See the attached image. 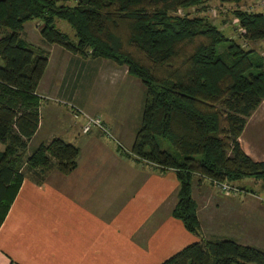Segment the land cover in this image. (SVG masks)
<instances>
[{
    "label": "trees",
    "instance_id": "1",
    "mask_svg": "<svg viewBox=\"0 0 264 264\" xmlns=\"http://www.w3.org/2000/svg\"><path fill=\"white\" fill-rule=\"evenodd\" d=\"M67 1L72 5L0 0V227L25 173L38 184L54 167L68 176L79 155L76 148L53 140L26 158L40 124L36 91L48 54L23 42L21 33L26 23L37 21L43 44L124 66L144 88L131 154L160 174L175 173L179 188L171 216L200 240L163 264H264L261 250L227 239L205 240L192 198L194 177L213 187L254 179L264 191V161H252L239 144L247 120L264 101V59L205 19L175 16L200 9L204 0ZM246 1L218 0L221 5ZM235 18L244 42L264 41L262 14L237 12ZM56 20L70 27L74 42L55 28ZM159 140L176 154L161 150Z\"/></svg>",
    "mask_w": 264,
    "mask_h": 264
},
{
    "label": "crops",
    "instance_id": "2",
    "mask_svg": "<svg viewBox=\"0 0 264 264\" xmlns=\"http://www.w3.org/2000/svg\"><path fill=\"white\" fill-rule=\"evenodd\" d=\"M51 50L36 91L41 118L34 138L47 135L76 147L77 168L68 177L53 174L42 186L24 179L0 227V264H163L199 243L171 216L179 188L175 173L160 174L127 157L95 129L82 135L85 121H74L69 113L72 105L103 119L100 108L105 102L99 101L96 85L104 78L100 80L106 86L118 68L108 61L73 56L57 46H50ZM47 79L50 82L45 85ZM103 121L125 142L124 134L109 124L110 119ZM252 122L264 131V102L247 120L242 133L245 144L244 135ZM135 124L127 148L132 147L138 131ZM239 144L252 161H264V147L252 151L244 149L240 139ZM212 189L208 181L194 177L192 198L204 239L232 240L264 252V191L252 195L255 199L247 195L228 198L223 206L230 216L222 233L220 228L211 229L210 215L217 214L220 206ZM251 205L258 214L257 222L247 216L238 221L236 215L251 214Z\"/></svg>",
    "mask_w": 264,
    "mask_h": 264
},
{
    "label": "rangeland",
    "instance_id": "3",
    "mask_svg": "<svg viewBox=\"0 0 264 264\" xmlns=\"http://www.w3.org/2000/svg\"><path fill=\"white\" fill-rule=\"evenodd\" d=\"M54 1H57L58 6H61V5L71 6L72 5L67 0H54ZM260 7H261L260 6V0H249V1H246L243 3H240L238 5H235V4L221 5L218 2V0H204V5L200 9H198V10L190 9L187 11L180 10L175 16H177V17L188 16L191 19L192 18L205 19L211 25L216 27L218 29V31H220L228 40L233 41L234 43L238 44L239 46H241L246 51L247 50L253 51L260 57H261V55H263L262 58L264 59V41L244 42L241 38L242 30L240 28L239 21L235 18V14L237 12L246 13V14H262L264 16V9H262ZM54 26L59 32H61L62 34H65L70 41H72V42L75 41L73 31L70 29V27L65 22L56 20L54 23ZM41 28H42V23H40V22L33 21V22L26 23L23 26V31L21 33V39L26 44L33 46V47L45 52L46 54H48V57H49V55L53 52H52V50L50 51V46H47V45L43 44V42H42V39H41L40 33H39ZM58 48H60V47H58ZM219 50L221 51L222 47H220ZM54 54L56 55V52ZM70 54L73 56H77V55H74L72 53H70ZM77 57L81 58L80 56H77ZM82 59H84V58H82ZM103 61H105V60H103ZM108 62H109V64H113L110 61H108ZM113 65L116 68H118L117 71L115 72V74L113 73L114 79L111 80L112 77H109L108 78L109 80L107 81L106 86H105V82H103L104 78H99V81L97 82L96 90L99 94V97H98L99 101L102 100L105 102L103 107L101 106L102 108H100V107H98V108H100L103 111V112H101L102 114H105V115L101 114L103 119H108V120L110 119L109 124L111 126H115L117 129H119L124 134V136H125L124 139H126L125 142H123L122 140H120L119 138H117L115 136L114 131L110 127L108 128L104 124V121L102 118L100 119V118L92 117L91 115L85 113L84 111H82V110H80V111H82L85 115H87L91 118H95V119L100 120L102 122L103 126L106 128L109 135L106 136L105 134H102V133H100V134L102 136H104V138L109 140L113 144V146H116V147L118 146L120 148V150L122 151V153L127 155V157H129L135 161H138V159L134 155L131 154V148L126 147V143L128 141L130 142V140L133 137L132 134H134V132L136 131L134 129L131 130V128H134L136 126V124H135L136 122L138 124L137 129H139V127H140L141 115H142V110H143L144 101H145V90L138 80L130 77L127 74V68L126 67H124V66L119 67L115 64H113ZM100 79H103V80H100ZM49 82H50V79H47L44 84L48 85ZM109 84H111V85L109 87H107ZM101 85H103V86H101ZM44 89L45 88L41 89V92ZM81 90H82V88H80V90L78 92L82 93ZM96 90L95 91L92 90V92H95L97 94ZM69 106H70L69 113H70L72 119L74 121H77L76 119H74V114H73V110H75L76 108L73 107L72 105H69ZM79 120H83V119L79 118L78 121ZM46 137H47V135L44 136L42 134H39L36 138L32 139V141L28 145V149L26 152V158L30 157L32 155V153L39 146L47 145L48 143H50L53 140H60L57 138L51 139L50 137H47L48 140L46 141ZM260 137H264V131H263L262 126L256 125L255 122H252L251 126L249 127V129L246 131V133L244 135V139L247 141V144L244 143L243 134L241 135L240 140L242 141V143H243L242 145L244 146V149H246V150L249 147H250V150H252L253 148H256V149L258 148L261 150L264 147V139L262 138V140H261ZM60 141H62V140H60ZM65 144H67V143H65ZM68 145H70V144H68ZM158 145H159L161 150L166 151L172 155L176 154L168 142H166L164 140H159ZM70 146H72V145H70ZM72 147H74V146H72ZM122 147L125 148L126 151ZM74 148H76V147H74ZM0 150H2L1 145H0ZM77 160H78V158H77ZM138 162H140V161H138ZM51 163L53 164V166L56 165L55 160H51ZM141 163H143V162H141ZM76 168H77V161H76ZM53 174L61 175L57 171V169L54 167L52 170L46 172L45 175H43L45 177H44L43 182H40L41 184L37 183L38 179L31 177V173H30V175H27L25 173V176H26L25 179L30 178V179L34 180L35 185L42 186L46 183L45 181H47V179L49 177H52ZM32 176H35V175H32ZM61 176H63V175H61ZM68 176H64V177H68ZM224 184H226V183H224ZM260 184L261 183L259 181H256L254 179H247L245 181H241V182H238V183H236L234 185H230V186L234 187L237 190V195H239V196L240 195H247V196H250L249 197L250 199H252L251 197H253L255 199L254 196L260 195V192H261L260 188H259ZM240 188L243 190H240ZM212 191H214L215 192L214 194L217 196L218 199H220V202H219L220 206H218L217 214H211L210 215L211 219L210 218L209 219L212 221L211 229H215V228L219 229L220 228V232L224 233L227 229L226 222H227L228 216H230V215L226 214V211H227L226 205L224 204V206H223V203L228 201V198H230V199L235 198L236 199L237 197L222 195L219 193V191L216 188L212 189ZM252 191L254 194H252ZM252 195H254V196H252ZM254 199H253V201L256 202ZM254 210H255L254 206L251 205V211H250L251 214L236 215L237 220L243 221L244 218H246L245 216H247L250 219L254 218L257 222L258 214L255 213ZM207 215H209V214H207ZM206 218H208V216ZM222 224H223V226H222Z\"/></svg>",
    "mask_w": 264,
    "mask_h": 264
},
{
    "label": "built area",
    "instance_id": "4",
    "mask_svg": "<svg viewBox=\"0 0 264 264\" xmlns=\"http://www.w3.org/2000/svg\"><path fill=\"white\" fill-rule=\"evenodd\" d=\"M260 6H261L260 8L264 9V0H260ZM73 114H74V119L78 120L79 118H82L85 121V124L81 130L82 135H87L93 129L97 130L99 133L105 134L106 136L109 135V133L107 132L106 128L103 126L100 120L91 118L78 109L73 110ZM213 185L222 195L232 196L236 194V190L234 188H231L227 184L214 183Z\"/></svg>",
    "mask_w": 264,
    "mask_h": 264
}]
</instances>
